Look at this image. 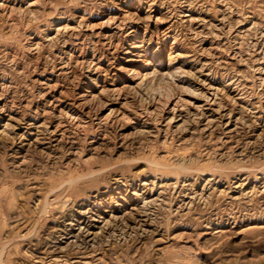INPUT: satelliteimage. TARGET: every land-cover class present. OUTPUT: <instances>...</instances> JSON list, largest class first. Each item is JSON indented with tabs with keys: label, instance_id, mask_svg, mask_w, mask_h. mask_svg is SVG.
<instances>
[{
	"label": "rangeland",
	"instance_id": "rangeland-1",
	"mask_svg": "<svg viewBox=\"0 0 264 264\" xmlns=\"http://www.w3.org/2000/svg\"><path fill=\"white\" fill-rule=\"evenodd\" d=\"M0 264H264V0H0Z\"/></svg>",
	"mask_w": 264,
	"mask_h": 264
}]
</instances>
